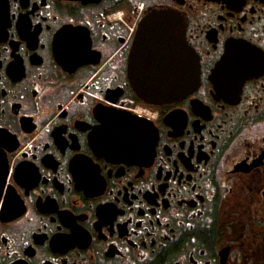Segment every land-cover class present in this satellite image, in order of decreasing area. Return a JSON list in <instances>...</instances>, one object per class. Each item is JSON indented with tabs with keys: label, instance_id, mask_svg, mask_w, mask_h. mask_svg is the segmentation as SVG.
<instances>
[{
	"label": "flooded vegetation",
	"instance_id": "obj_1",
	"mask_svg": "<svg viewBox=\"0 0 264 264\" xmlns=\"http://www.w3.org/2000/svg\"><path fill=\"white\" fill-rule=\"evenodd\" d=\"M169 7L199 83L156 103L128 56ZM0 264H264V0H0Z\"/></svg>",
	"mask_w": 264,
	"mask_h": 264
},
{
	"label": "water",
	"instance_id": "obj_2",
	"mask_svg": "<svg viewBox=\"0 0 264 264\" xmlns=\"http://www.w3.org/2000/svg\"><path fill=\"white\" fill-rule=\"evenodd\" d=\"M232 1L240 3L243 0ZM185 28L186 18L171 7L152 9L142 17L127 66L129 80L142 99L156 103L172 101L197 87L198 59L186 43ZM248 52L247 45H228L211 77L219 81H236L240 87L249 72ZM140 63L147 66H138ZM174 63L180 66H174ZM230 72L233 76L226 75ZM222 87L219 85V89Z\"/></svg>",
	"mask_w": 264,
	"mask_h": 264
},
{
	"label": "built area",
	"instance_id": "obj_3",
	"mask_svg": "<svg viewBox=\"0 0 264 264\" xmlns=\"http://www.w3.org/2000/svg\"><path fill=\"white\" fill-rule=\"evenodd\" d=\"M142 9L141 4L138 5V10L140 11Z\"/></svg>",
	"mask_w": 264,
	"mask_h": 264
}]
</instances>
